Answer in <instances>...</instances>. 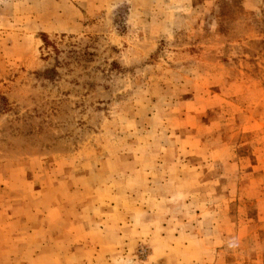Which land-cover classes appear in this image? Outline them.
<instances>
[{"label": "rangeland", "instance_id": "374dc122", "mask_svg": "<svg viewBox=\"0 0 264 264\" xmlns=\"http://www.w3.org/2000/svg\"><path fill=\"white\" fill-rule=\"evenodd\" d=\"M77 2L0 0V264H264V0Z\"/></svg>", "mask_w": 264, "mask_h": 264}, {"label": "crops", "instance_id": "0c3cea01", "mask_svg": "<svg viewBox=\"0 0 264 264\" xmlns=\"http://www.w3.org/2000/svg\"><path fill=\"white\" fill-rule=\"evenodd\" d=\"M31 1V0H28ZM36 1V0H34ZM62 2L66 3V5H70V7H72V13L75 15L77 13V11H79V3L77 2L78 0H61ZM57 2V1H56ZM52 11H54V14H51L52 16H54V20L49 21V20H45L44 25L45 27H49V29L51 31H61L62 30V26L64 25V18H61V15H59L58 11H56V9H53ZM39 16H41V14H39ZM42 25V26H44ZM58 28V29H57ZM61 28V30H60ZM63 31V30H62Z\"/></svg>", "mask_w": 264, "mask_h": 264}]
</instances>
